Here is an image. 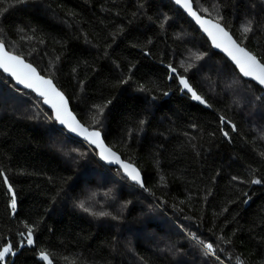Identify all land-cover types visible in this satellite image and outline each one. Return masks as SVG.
<instances>
[{
  "label": "trees",
  "instance_id": "obj_1",
  "mask_svg": "<svg viewBox=\"0 0 264 264\" xmlns=\"http://www.w3.org/2000/svg\"><path fill=\"white\" fill-rule=\"evenodd\" d=\"M194 3L264 64V0ZM0 43L144 177L104 165L0 72V254L29 244L7 264H264V91L171 0H0Z\"/></svg>",
  "mask_w": 264,
  "mask_h": 264
},
{
  "label": "water",
  "instance_id": "obj_2",
  "mask_svg": "<svg viewBox=\"0 0 264 264\" xmlns=\"http://www.w3.org/2000/svg\"><path fill=\"white\" fill-rule=\"evenodd\" d=\"M201 31L211 44L213 50L223 55L238 71L243 79L252 82L264 91V64L247 48L242 46L235 37L222 24L204 17L196 10L194 0H171ZM170 72L169 80L173 77L178 79L181 92L190 97L205 109H211L206 100L200 96L189 80L181 77L178 72L167 68ZM0 72L12 79L20 89L28 90L41 99L44 106L51 111L54 120L59 127L65 130L71 137L86 143L89 147L98 151L100 161L111 168H118L124 176L133 184L144 187V177L139 168L125 160L114 149L107 145L103 133L99 130H89L73 112L71 104L66 95L56 86L55 82L40 74L32 64L24 58L14 55L0 43ZM6 185L14 198V208H17L16 196L7 178ZM26 246H29L26 245ZM22 246L19 251L13 252L11 245L3 249L0 260L7 264L8 259L12 261L26 247ZM41 259L46 264H52L48 257L42 255Z\"/></svg>",
  "mask_w": 264,
  "mask_h": 264
},
{
  "label": "rangeland",
  "instance_id": "obj_3",
  "mask_svg": "<svg viewBox=\"0 0 264 264\" xmlns=\"http://www.w3.org/2000/svg\"><path fill=\"white\" fill-rule=\"evenodd\" d=\"M234 83V85H235V90H237V85L235 84V83H237L236 81H234L233 82ZM233 87V84H230V85H228V84H226V85H224V87H223V90L226 92V93H228L229 91H231L230 89ZM242 92L243 91H241V93H239V94H237V96L235 95V99H233L234 100V102H233V104H234V106L236 107V103L238 102L237 100H243L244 102H245V104H246V100H245V98H244V96L242 95ZM238 95H241L240 97L238 96ZM237 99V100H236ZM91 177V176H90ZM103 195V194H102ZM104 196V195H103ZM99 197L97 196H94L93 198H91V201L92 202H95V200L96 199H98ZM104 200V199H103ZM103 200H102V203H103ZM103 205H105L104 203H103ZM119 213L121 214V213H125V211L123 210V209H120L119 210ZM103 216V214H101L100 215V217H102ZM145 237H147V238H149V236H145ZM168 249H170L171 251L174 249V247L171 245V247L170 248H168Z\"/></svg>",
  "mask_w": 264,
  "mask_h": 264
}]
</instances>
